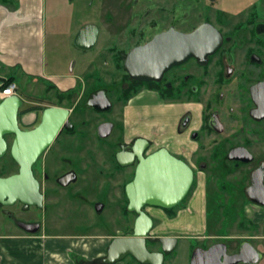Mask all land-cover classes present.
I'll list each match as a JSON object with an SVG mask.
<instances>
[{"label": "flooded vegetation", "instance_id": "flooded-vegetation-1", "mask_svg": "<svg viewBox=\"0 0 264 264\" xmlns=\"http://www.w3.org/2000/svg\"><path fill=\"white\" fill-rule=\"evenodd\" d=\"M157 1L160 2V0ZM168 1L170 0H161L164 5ZM200 1H204L209 16L207 14L204 20L194 27L189 30L177 29L176 26L179 25L180 21L170 20L169 23L165 22L167 26L164 29H160L147 40L136 45L147 42L155 34L171 27L188 33L199 25L207 23L212 25L221 35L220 45L213 53L207 55L204 61H199L194 56L189 57L185 62L164 71L159 80L138 81L131 78L126 72L129 76V88L131 90H133V87H131L133 81L143 83L139 86L142 89L140 88L134 95L143 91L151 92L160 100V105L164 104L175 111L174 120L164 122L158 130L159 138H157L160 140V144L156 147V140L151 135H146L148 126L146 128L145 126L140 127L139 125L144 123L138 117V126L136 127L138 130H133V126H127L125 107L132 98H128L122 108L121 126L111 120L100 122H111L113 124L107 137L100 138L97 134V127L100 123L96 126L95 133L98 139L104 140L113 134L115 136L118 134V137L121 136V139L117 143L115 142L117 149L113 154L116 162L114 166L103 163L97 164L95 151L94 154L89 152L82 156L65 155L66 151L77 145V141L83 140L84 136L83 133H76L74 125L70 121L72 129L69 130L63 127L32 166L33 176L39 182V191L42 195L41 205L25 204L19 200L9 205L0 204V209L10 208L1 210L7 220V223L3 224L4 230H11V226H9L11 224L25 234L40 235L41 233H47V227L41 220L46 211L50 210L51 214H54L58 219L67 217L72 212L79 213V222L81 226L86 225L85 229H82L83 232L80 233L66 235L85 239L92 238L93 241L98 243L93 245L98 249L102 248L104 255L101 258L96 257L91 263L102 262L112 239L127 237L132 231L136 215L134 212L127 210L128 200L125 194V185L133 178L136 161L130 165L121 166L116 160V153L120 151L129 152L130 146L138 138L148 141V145L143 151L144 155L160 147H165L171 154L185 161L193 170L192 185L199 172L205 173L201 178L203 181L207 175L206 168H209L212 161L223 157L224 161L233 163L236 167L235 171H238L242 176V181L245 183V197L250 201L246 189L251 183V174L264 163V0H241L237 20L229 19V14L235 11H229V8H225L223 5V7H220V0H197L195 3H191L190 6L196 9ZM170 11L172 15V10L170 9ZM210 14H217L222 18L220 21L219 18L212 21ZM47 106L60 105L49 104L44 105L43 108ZM43 108L39 110L41 111ZM113 108L111 102V108L106 111L89 109L98 114L107 115L112 112ZM22 110L23 105L18 112L20 128L26 130L36 126L39 122L36 123L37 119L29 125L20 122V117L24 113ZM141 116L144 119L142 113ZM5 138L10 141L12 137L7 135ZM9 147L8 142L7 151L1 158L5 157L8 152L10 154ZM232 150H236L238 154L249 155L251 160L249 162L230 160L229 155ZM47 152H49L47 168L37 166L39 158ZM16 166L17 169L10 174L18 172L19 165L16 163ZM240 169L241 171H239ZM43 170L46 173L41 176L40 172ZM7 175L0 174V176ZM118 176H121V181L117 180ZM118 185H120V193L124 196L125 202L120 214L118 216L111 214V217L114 223L118 220L120 224L117 226L115 223L116 226L113 231L99 233L101 221L94 220L92 223V217L105 213L107 198L110 196V192H114L116 188H119ZM147 207L145 206L144 210L153 221L149 235L151 237L173 236L177 238L178 244L179 239L177 236L152 233L158 220L149 214L146 210ZM160 209L163 210V208ZM175 214L174 212L169 214V212L164 211V215L167 217H174ZM19 223L35 227V232L26 231ZM100 238H104L102 244L99 243L101 242ZM200 242L202 246H197L207 248L216 242L224 241H214L210 245L208 243L204 245L203 241ZM239 244L240 242L237 248L230 253L237 251ZM146 247L150 251H161V245L157 241L150 242L147 240ZM169 255L170 253L164 255L162 264H169V262L167 263ZM118 263L141 264L129 255L111 264ZM102 264L106 263L102 262Z\"/></svg>", "mask_w": 264, "mask_h": 264}, {"label": "rangeland", "instance_id": "rangeland-1", "mask_svg": "<svg viewBox=\"0 0 264 264\" xmlns=\"http://www.w3.org/2000/svg\"><path fill=\"white\" fill-rule=\"evenodd\" d=\"M196 1L170 0L164 5L161 0L160 2L157 0H48L45 12L47 26L46 72L49 73L53 70L70 72L71 70L73 74L78 76V90L75 89L69 98H65L60 102L57 99L58 93L56 90H52L53 87H47V85H52L51 81L39 79V82L33 83L30 78L20 77L17 74L15 80L19 95L23 99V107L33 105L34 102H40L42 105L57 104L62 107L65 106L71 111L69 120L73 123L76 133L84 134L83 140L77 141L79 145L70 147L65 155L82 156L89 152L94 154L95 151L97 164L103 163L114 166L116 162L113 154L117 149L115 142L117 143L121 136L118 137L117 134L116 137L113 134L111 137L101 140L97 138L95 130L97 124L103 120H111L121 126V112L124 103L127 101L125 95L131 94L132 90L129 88V77L125 75L120 58L124 52L134 45L147 40L160 29H164L167 26L165 24L169 23L170 20L180 21L176 27L184 30H189L204 20L207 14L209 16L208 8L206 9L204 1H200L196 9H193L190 5ZM240 1L220 0L219 6L228 7L229 11H235L229 14V19L237 20L240 13ZM219 6L217 7L219 8ZM210 16H212L210 17L212 21L214 19L218 20V18L220 21L222 18L217 14H210ZM87 23H93L99 27V37L92 48L84 50L75 46L74 37L79 28ZM16 71L19 70L16 69ZM79 88L83 90L82 93ZM100 88L107 90V95L113 103L114 108L107 115L98 114L85 105L87 98ZM137 95L130 97L132 101L129 102L132 103L129 106L133 107L134 119L137 116L143 120L144 124L139 126H145V128L148 126L151 136L157 142H155L157 147L160 144L158 130L164 122L174 120L175 111L169 109L168 106L157 108L160 100L156 98V95L144 94L138 98ZM39 118L40 113L36 118V123ZM119 131L121 132L120 127ZM48 153L39 158L37 166L47 168ZM219 158L212 161L209 168H206L207 175L203 181L201 178L205 173L199 172L185 199L173 208L174 213L182 211L181 219L178 220L177 218L175 223L178 226L192 220L196 227L198 225L201 227L200 224L204 221L207 223L206 232L209 234L213 233L220 236L232 233L241 234V237L236 239L216 237L215 240H223L229 252L235 250L239 242L248 240L263 255L257 264H264V238L259 237L261 232L259 223L253 220L252 215L246 214V206L249 208L252 204L245 197V183L238 171H235L236 167L233 163L224 161L223 157ZM16 169V163L10 157L9 152L0 159V174L7 175ZM242 171L244 170L242 169ZM40 173L41 176H44L46 172L43 170ZM117 180L121 181V176H118ZM197 184L201 189L199 194L193 198L191 196L197 188ZM117 187L119 188H116L114 192H110V196L107 198L105 213L92 217V223L94 220L101 221L99 233L113 231L116 224L117 226L120 224L118 220L115 221V224L111 217V214L114 216L120 214L125 202L124 196L120 193V185ZM203 196H206V199L204 198L205 203H203ZM192 198L193 200H191ZM262 207L264 209V206ZM2 209L10 208L5 207ZM2 209H0V235L23 234L22 231L11 224H9L11 230H4L3 224L7 223V220L1 211ZM146 210L164 215V211L159 207L148 206ZM41 220L47 227L46 232L51 235L80 233L86 227V225L81 226L79 222L80 214L73 212L67 217L58 219L49 210L43 214ZM191 230L184 229L182 232L190 234L192 233ZM208 242L210 240L205 241L203 244L205 245ZM200 244L202 243L199 240L191 236L184 240L179 239L177 246L168 256L167 263L190 264L191 253ZM192 247L194 248L192 249ZM72 256H74V253Z\"/></svg>", "mask_w": 264, "mask_h": 264}, {"label": "water", "instance_id": "water-1", "mask_svg": "<svg viewBox=\"0 0 264 264\" xmlns=\"http://www.w3.org/2000/svg\"><path fill=\"white\" fill-rule=\"evenodd\" d=\"M98 37L99 27L87 23L79 28L74 44L87 50L96 44ZM220 42V33L207 23L188 33L171 27L155 34L147 42L130 48L123 61L124 69L138 81L159 80L164 71L185 62L189 57L204 61L207 55L218 48ZM22 105L23 99L17 94L0 98V158L6 153L9 142L10 155L19 165L17 173L0 176V204L3 205L17 200L41 205L42 195L32 166L63 127L72 129L70 110L62 106L44 107L36 126L21 129L18 112ZM85 105L97 111H106L111 108V101L105 89H98L87 98ZM112 127L111 122L100 123L97 127L98 136L107 137ZM7 135L12 137L10 141L5 138ZM147 145L146 139L138 138L130 146L129 152L116 153V160L121 166L136 161L133 178L125 185L127 210L136 216L127 237L112 239L102 259L103 263L111 264L129 255L141 264H162L164 255L171 253L177 244V238L173 236L149 235L153 221L144 207L170 209L178 205L191 188L193 170L165 147L144 155ZM229 159L249 162L251 157L232 150ZM246 194L251 202L264 206V163L252 172ZM19 225L28 232H35L36 228L29 224ZM147 240L159 242L161 251L148 250ZM261 258L262 253L248 240L241 241L237 251L232 253L228 252L224 242H216L207 248H194L190 264H257Z\"/></svg>", "mask_w": 264, "mask_h": 264}, {"label": "crops", "instance_id": "crops-1", "mask_svg": "<svg viewBox=\"0 0 264 264\" xmlns=\"http://www.w3.org/2000/svg\"><path fill=\"white\" fill-rule=\"evenodd\" d=\"M47 2L48 0H0V84L2 79L9 77H13V81L16 82L15 77L18 74L20 77L30 78L33 83L39 82V79L49 80L52 85H47V87H53L52 90H56L57 93L69 89L72 91L78 90V76L73 74L71 70L70 72L60 70L46 72L47 26L45 12ZM16 69L19 71H16ZM79 91L82 93L83 90L80 89ZM144 94L154 95L151 92L143 91L137 95V98ZM17 95H19L18 90ZM131 103L128 102L125 107V120L127 126H133V130H136L138 126L137 116L134 119L133 107L129 106ZM33 105L44 106L46 104L42 105L40 102H34ZM160 106L167 107L164 104H159L157 108H160ZM39 112L40 110L37 109L25 111L20 117V122L24 125L31 124L38 117ZM146 135H151L149 128ZM200 189L199 184H197V188L193 191L191 197L197 196ZM203 203H205L204 196ZM251 204L249 208L246 206V214L252 215L253 220L259 223V229L261 230L259 237L264 238V209L253 202ZM149 214L158 220L152 231L157 235H174L180 240L191 236L203 242L210 240L209 245L217 241L215 240L216 237L229 239L241 237V234L234 233L223 236L209 234L206 232L207 223L204 221L200 224L201 227L199 225L196 227L190 220L188 223L178 225L179 228H177L175 222L177 218L178 220L181 219L182 211H178L173 218L154 212H149ZM184 229L187 231L192 229V233H183ZM103 239L100 238L101 242L99 243L102 244ZM93 244L98 243L93 241L92 238L85 239L66 234H4L0 235V264H102L101 261L91 263L96 257L101 258L104 255V250L96 248ZM73 253L74 256H72Z\"/></svg>", "mask_w": 264, "mask_h": 264}, {"label": "trees", "instance_id": "trees-1", "mask_svg": "<svg viewBox=\"0 0 264 264\" xmlns=\"http://www.w3.org/2000/svg\"><path fill=\"white\" fill-rule=\"evenodd\" d=\"M125 55H126V52H124L123 56L120 58V61L122 62L121 65H122L123 69H124L123 61H124ZM125 75L127 77H129L127 75L126 71H125ZM12 81H13V77H9L7 79H2L1 80V87H5L9 82H12ZM142 84H143L142 82L133 81L132 85H131V87H133L132 93L129 94V95H127V94L125 95L127 97V99L130 98L132 95L136 94L138 92L139 86H141ZM71 95H72V90L71 89H69V90H67L65 92H58V96H57L58 98L57 99H58V101L62 102L63 99L69 98ZM41 108H43V106H41V105H29V106L23 107L22 112L30 111V110H33V109L39 110ZM1 175H3V174H1ZM163 210L169 212V214H171V212H173V208L163 209Z\"/></svg>", "mask_w": 264, "mask_h": 264}, {"label": "built area", "instance_id": "built-area-1", "mask_svg": "<svg viewBox=\"0 0 264 264\" xmlns=\"http://www.w3.org/2000/svg\"><path fill=\"white\" fill-rule=\"evenodd\" d=\"M17 84L15 81L9 82L5 87L0 84V98L17 94Z\"/></svg>", "mask_w": 264, "mask_h": 264}]
</instances>
